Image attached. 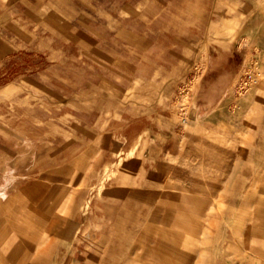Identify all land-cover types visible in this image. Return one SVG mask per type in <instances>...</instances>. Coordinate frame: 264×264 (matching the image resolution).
Masks as SVG:
<instances>
[{
	"label": "rangeland",
	"instance_id": "rangeland-1",
	"mask_svg": "<svg viewBox=\"0 0 264 264\" xmlns=\"http://www.w3.org/2000/svg\"><path fill=\"white\" fill-rule=\"evenodd\" d=\"M4 185L0 264H264V0H0Z\"/></svg>",
	"mask_w": 264,
	"mask_h": 264
},
{
	"label": "crops",
	"instance_id": "crops-1",
	"mask_svg": "<svg viewBox=\"0 0 264 264\" xmlns=\"http://www.w3.org/2000/svg\"><path fill=\"white\" fill-rule=\"evenodd\" d=\"M207 24L209 23L207 22L206 25ZM204 26H205L204 24L202 25L200 24V25H192V27L186 28L188 29L187 33L188 31L192 33V40L194 41L200 40V36L202 35L201 31L204 29L203 28ZM220 60L221 61H218L217 63H215V65L212 63L214 65L213 67L211 64L212 62L211 57L206 58L205 60L203 58L202 59L196 58L195 60V63H199L200 66L203 67V71H206L207 68H209L208 74L206 75L207 78L212 79L215 77L217 81L219 80V82L216 84L218 86V89L214 90V89H211V87L206 86L204 90L198 92V96L196 95V101H195L196 102L195 103L196 104V115L199 117H201L202 114L206 115L207 112H213L220 105V103L224 100V98L230 94L229 86H227V80L233 79L237 75V73H239L238 70H240L241 68L240 65H235V61L233 64H230L231 61L228 60L227 58L220 59ZM212 69L213 71H211ZM203 93L209 94V103L205 99V97H202ZM6 180L10 181V178L8 177ZM4 189H5V185H4ZM95 249H94V252H96Z\"/></svg>",
	"mask_w": 264,
	"mask_h": 264
},
{
	"label": "bare ground",
	"instance_id": "bare-ground-1",
	"mask_svg": "<svg viewBox=\"0 0 264 264\" xmlns=\"http://www.w3.org/2000/svg\"><path fill=\"white\" fill-rule=\"evenodd\" d=\"M3 188H4V186H0V194L2 193Z\"/></svg>",
	"mask_w": 264,
	"mask_h": 264
}]
</instances>
